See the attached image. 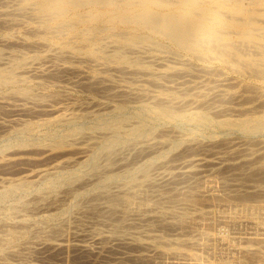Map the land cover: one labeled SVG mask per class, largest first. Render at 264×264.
I'll use <instances>...</instances> for the list:
<instances>
[{"label":"bare ground","instance_id":"1","mask_svg":"<svg viewBox=\"0 0 264 264\" xmlns=\"http://www.w3.org/2000/svg\"><path fill=\"white\" fill-rule=\"evenodd\" d=\"M17 2H18L17 5H18L19 10L22 13L26 12V15L29 12L28 14H29L30 18L35 21V22H33L36 25V28L34 29L35 32L43 35L46 39H50V42H51V38H52L53 40H55V42L60 47H62V49L64 51H66L67 53H69L71 55H79V54L86 55L87 57H91V58L96 59L97 61H99L101 63V65L102 64L107 65L108 67L113 68L116 71H127L128 73L130 72L132 74L133 73L135 74L138 72L139 75H140V72L141 73L143 72V73L149 74V76H150L151 72H154V71H151L150 65L148 63H145L144 61H142V59H140L143 57H140V56H139L140 58L138 56L133 57L132 54H128L127 51L128 50L131 51V50L136 49V48L139 49L143 45L145 46V44L148 43V41L151 37V34H155V35L161 36L162 38H165V39L171 41L176 46L182 47V48L189 50V51H194V53H197V55H199L198 57H200V56L206 57L205 55H211V56L214 55L213 57L219 59V61H223V62L225 61L226 63H228L231 66V69H233L234 71H237V72L238 71L239 72L244 71V72L248 73L249 75L253 74V75H256L257 77L262 76V78H264V0H17ZM4 5H6V4H4ZM7 5H8V3H7ZM3 11H5V10H3ZM9 11H11V9ZM13 13H15V12H13ZM8 14H10V13H8ZM22 16H23V14H22ZM15 17H16V15H15ZM27 21H28V19H27ZM2 24H4V23L2 21H0V25H2ZM5 25H7V24H5ZM103 25H105V27H103ZM29 26H31V25H29ZM119 26H121L122 29L115 31L116 29L114 30V28H117ZM4 30L5 29H3V31ZM26 31H27V28H26ZM108 31H110V32L107 33ZM27 32L29 33V31H27ZM33 33H34V31H33ZM102 33H104L103 36H105L106 34L110 36V39H111L110 43H112V46L114 47L112 50L107 49V47H109V46H107L108 43L106 42V40L103 39L104 37L101 36ZM98 34H100V36H98ZM1 35L2 34H0V36ZM9 36H11V35L9 34ZM3 37H5V36H3ZM0 38H2V37H0ZM11 39H12V37H11ZM4 42L7 45L8 44L9 45L14 44L12 41H10L8 39L4 40ZM44 42H45V40H44ZM19 43H21V42H19ZM42 43H43V41H42ZM2 44H0V45H2ZM14 45H16V43ZM40 45H42V44L40 43ZM56 48H57V45H56ZM51 49L52 48H50V53H52ZM45 52H48V51H45ZM61 52H63V51H61ZM61 52L60 53H57V52L54 53V51H53L54 54H52V57L60 58V60H62L61 58H64V60H66L67 54L64 55V52L63 53H61ZM2 53H3V50H2V48H0V55ZM22 53H23V51H22ZM130 53H132V52H130ZM172 53H174V52H172ZM47 54H46V56H47ZM22 55L19 57H14L15 56V54H14V56L13 55H12V57L10 56L11 58H9L8 61H6V62L5 61L1 62L2 57L0 56V89H7L8 91L10 90L9 91L10 94H7V96H9V95L12 97L17 96V97H19L18 98L19 100L21 98L22 100H26L27 102L29 101V99H32V101H29L30 103L32 102L37 106L38 105L43 106L45 104L44 103L45 100L48 97L46 98L45 96L40 95L41 93L39 95L33 96L32 94H34V93L31 92L33 90L29 91L28 89L21 87V83L27 82L30 78V77L28 78V76H27L28 75L27 71L33 70V68H34V66H33V68L30 67L29 63L31 61L30 62L28 61V59L32 55L29 58L27 56H22ZM46 56L44 55V58H46ZM41 57L43 58V56L36 53L31 58L33 60V59H37V58L40 59ZM168 57L170 58V56H168ZM39 59H37V60L39 61ZM201 59H202V57H201ZM52 60H55V59H52ZM55 61H57V60H55ZM52 62L53 61H51V63ZM70 62H71V59H70ZM185 63H187V62H185ZM165 65H166V63H165ZM59 66H58V69H55L53 71H51V69H50V70H48V72L47 71L46 72L49 73V71H51L50 73L54 75V74H57L60 71V69L64 70V71L71 70V72H72V70L75 71L77 69L72 65H66L65 64L60 68H59ZM169 66L171 67V65H169ZM108 67H106V68H108ZM35 68H37V67H35ZM172 68H173V66H172ZM44 69H48V68H44ZM79 69H78V71H80ZM153 70H155V69H153ZM39 72H41V71H39ZM39 72H38V74H39ZM25 73H27V75ZM60 73H61V71H60ZM110 73H112V72H110ZM124 73L126 74V72H124ZM178 73H180V72H178ZM152 75H153V73H152ZM155 75H157V74H154V77H155ZM39 76L40 75H38V77ZM60 76H62V75H60ZM157 76H159V75H157ZM250 76H252V75H250ZM136 77H138V76H136ZM128 78H129V76H128ZM132 78H133V76H132ZM146 78H145V80H147ZM103 79H104L103 77H100V76L96 77L95 76V78L92 79V81L94 84L95 83L102 84V81H104ZM108 79L112 80L110 77ZM153 79H150V80L152 81ZM106 80H107V78H106ZM141 81H143V80H141ZM155 81L158 83V80H155ZM93 83H90V84H93ZM140 84H142V83H140ZM87 86H89V85H87ZM104 86H106V85H104ZM91 87H93V86H91ZM141 87H142V85H141ZM108 88H110V87H108ZM136 88H139V87H136ZM172 89H174V88H172ZM119 90H121V89H119ZM104 91H106V90H104ZM3 92H2L3 95H0V111L5 109V105H6L5 104L6 103L5 98L7 96L4 95ZM125 92L126 91H124V94H125ZM136 92H138V91H136ZM136 92H135V94H136ZM184 92H186V91H184ZM111 93H112V91H111ZM44 94H45V92H44ZM119 94H120V92H119ZM138 94L141 97L143 96L140 93H137V96H138ZM130 95L131 94H129V96ZM116 96H118V95H116ZM133 96H132V98H133ZM146 96H147V94H146ZM109 97H111V96H109ZM125 97L127 98L126 94H125ZM150 97L152 98V96H150ZM169 97H167V98H169ZM14 98H16V97H14ZM137 98H139V97H137ZM153 101H155L156 104L154 103L155 105H152V106H157V107H155L154 110L158 111L159 113L161 112L163 115L168 116L170 118L171 117H177V116L181 115V112H182L181 109L177 108L176 105L171 103V101L168 100L169 103L168 102L166 103V100H162V98L159 96H155ZM175 101L176 100H173V102H175ZM194 101H195V99H194ZM185 103H186V101H185ZM7 104H8V102H7ZM75 104H74V106H76ZM9 105H11V104H9ZM20 105H21L20 107L12 108V110H14V112L17 111V112H25V113L26 112L29 113L33 110L31 108V106L26 105V103H21ZM178 105H180V104H178ZM106 107H109V106H106ZM100 108H102V107H100ZM115 108H116V105H115ZM42 109L44 112L45 111L49 112V110H51L50 113L52 112L51 114H54L53 116H51L50 118L45 120V122L47 124L48 123L49 124H56V123L60 124V123H68V122L75 124V122L78 120V118L82 117V115L80 114L81 112L80 113L74 112L73 109H72L73 112L72 111H70V112H59L60 109H44V108H42ZM151 109H153V108H151ZM94 110L96 111V109H94ZM37 111H35V112H37ZM196 112H198V111H196ZM50 113H48V114H50ZM93 113H94V111H93ZM190 117L198 120L199 122H202V124L203 123L205 124L206 121L208 122V119H209L208 116H206L204 112L202 113V111H200L199 113H196V114H191ZM20 120H22V119H20ZM24 121H26V119ZM16 122H17V124L21 123L17 120H16ZM23 123H25V122H23ZM128 123L129 122H126V120H124V119H118L117 118V119L112 120V121H103L102 120L101 123L96 122V123L85 124V125L76 124L75 128L73 127V129L70 130V132L68 131L67 134L58 136L57 139L52 138V142L49 145V147H46L47 146L46 144H45L46 146H44V144H42L44 142H41L42 140L41 141H38L37 139L34 140V138L32 136V141L28 140V138H26V139L20 138L21 140H19V141L17 140L14 142L10 141L7 144L3 145V147L0 148V151H1V155H0L1 172H2V169H5V170L9 169L12 171V169H14V167H16L19 164L24 163V162L29 163L31 161L34 162V161H38V160H40V161L41 160H50L52 158L54 159L55 157L60 156V157H58L60 159H58L57 161H54L53 163L51 162V160L47 161L48 163L50 162L51 165L44 164L45 166L39 167L37 169H33L30 171H26V172L23 171V172H21L22 174L20 176L18 175L17 177H3V176L0 177V196H1V198L5 197V196L8 197L9 194L19 192V191L26 192V194H27V192L30 193L32 191V192H35L34 194H37L36 198L38 201L40 200L39 197L43 196V199L52 202V203H50V205L54 204V206H56L55 210H53V209H52L53 211L48 210L49 212H47V210H45L46 212L42 211L43 213H41L39 216H31V215H29V213H23V215L22 214H21V216L18 215V217H14L13 214H14L15 210H13V209H11V207H9L10 209L7 210V213L4 216L0 217V228L1 227L5 228V229H2V233L0 234V254H6V253L7 254H11V253L21 254L22 249H26V250L27 249H29V250L35 249L36 250L37 248H39L40 250L42 249L44 251H48L52 254H62V253L64 254V253H69V252H73V251L77 252L78 255L79 254L84 255L87 253H92L94 251V249L90 245H88L87 243H82L84 241L74 242V240L76 238H79L80 236H81L80 239H83L82 238V231H80L81 229H83V230H85V233H83L84 236L87 235V236H90L91 238L96 239L97 243H99L101 245V247H99V248L102 250L109 249L111 246V245H109V242H111L112 240L116 241L117 244H123L125 247L127 246V248L132 247L131 250H133V247H137L136 249L138 251L135 253H132V257L134 259H136L137 261H141L142 263H145V264L146 263L151 264L152 262L156 263V262L161 261V259H162V261L163 260L164 261L182 260L183 262L184 261L185 262H194V263L200 264L198 262V260H196V258H193V256H191L188 252L186 253L184 251L180 252V251H176V250L175 251H172V250L169 251V250H166V249L159 247V245L163 246V245H172V244L174 245V244H176V246H177V245H181V244H186V246H189L188 244H190V245L198 246L197 248L200 247L203 250L205 249L206 250L205 252H207V253H209V251H207V249H210V250L214 249V252H215V246L217 244V243H215L217 241L215 237H217V236H215V237L212 235L210 236L208 234L209 231L207 233L204 231L198 232V234L195 233L197 235V237L195 236V238L192 236L191 237H188V236L185 237V235L182 234V232H183L182 230L186 226L187 223H190V224L192 223L193 225H194V223L196 224L199 222H206V223L209 222L210 223V221H212V218H213L210 215V210L207 209L208 211H201V210H203L201 208L200 211L196 210V209H194V211H191L193 209L188 210V209L184 208L186 206L185 204H187L188 206L190 205V206L197 207L198 205H201L204 203H208L209 206L210 205L211 206L216 205L217 203L218 204L221 203L223 206L228 207V206H232L233 204H236V203H240V204H244V205L247 203H254L255 205H253V206H247V205L242 206L243 208H241V210H242V212L244 211L245 213H248L250 215L251 219L248 220V223L250 222L255 227L258 226L259 228H262L259 225H260V223H262L261 219L262 218L264 219V200L262 199L263 201H261V200L257 201V199H254L255 197H259V196L264 197V190H262L261 188H258L257 186H259V185L256 186L257 188H254V186L253 187L250 186V189H248V190H244V189H243L244 191H238L237 190L236 192H232V193H228V194L227 193H224V194L220 193L221 191L219 192V190L217 192L216 177L212 173L218 172L222 168H225L227 171H228V169L231 170V173L234 172V168H235L234 167V165H235L234 159H235V156L237 155L236 153H238V152H236L233 149H232L233 151H229L228 154L227 153L224 154V157L219 156V155H215L214 157H206L208 153L206 154V156L198 155V154L188 155V154H186L187 152H189L193 149L198 150V151L202 150V149H206L207 145L201 144L202 141L200 143H199V141L195 142V143H185V144L181 143V144H183L182 148L180 146V148H177L175 150H171L169 148H170V145L172 147V144L169 141V139H167V137H164V138L162 137L159 139H148L150 137H148L149 135L147 134V136H146L147 139H145V142L143 141L142 144L137 145V146H133V148H132L133 154L136 155L137 157H144V158L146 156H149V155L152 156V154H155L158 156L160 155V157L165 159L164 163L167 164L166 167H168V168L165 169L166 167L164 166V169H163L164 171H161L160 173L158 171L157 173H159V174L156 173L157 175H155V176L151 175L149 173L150 171L148 172L147 170H145V171L143 170L144 172H142V174L140 176H138V177H140L139 179H136V177H135L136 180H133V182H132V180L130 182H126V181H120L122 174H120L118 171H117L118 173L114 172L116 167L114 166V164L112 162L113 161L112 158L109 157L112 161H110L109 158H107L108 161L106 160V162H104L103 165H100L101 163L99 162V161L102 162V160H100L99 156L101 154L103 155V153L108 154L109 152H111L110 150H112V148H114L116 146L117 139H113V138L110 139L109 138L108 140H106L105 143L103 144V146L101 147V149L99 148L98 151L92 153L89 160H87L88 159L87 156H88V153L90 151V146H91L90 144L81 145V143H80L79 146H74V143H71L68 141L70 139V136L71 137L77 136V139L82 140V138H80V137H82L83 133L86 134L88 138H91L93 133L97 130L103 132L101 134H104L107 132L109 133L110 130H113V131L124 130L128 134L140 132L139 131L140 128L138 127V125H129ZM217 123H218V121H217ZM36 124H38V122ZM220 124H222L224 126H229V127L236 125V126L241 127L243 130H245V132H246V130L251 131V132L252 131L258 132L259 130L264 129V117L263 118H261V116H260V118L259 117H250V115H249L246 118H240V119L224 118V119L219 120V125ZM2 125L5 126V124H2ZM25 125H26V128H28V126L30 124L26 123ZM1 126H0V128H1ZM39 127H40V124H39ZM20 128H22V127H20ZM20 128H19V130H21ZM0 130H2V129H0ZM12 130H14V129H12ZM17 130H18V128H17ZM19 130H18V132H19ZM25 130H27V129H25ZM142 130H141V135H142ZM10 132H11V129H10ZM176 132H178V131H176ZM5 133H7V132H5ZM95 134H96V132H95ZM128 134H126V136ZM37 136L40 137L39 135H37ZM131 136H133V135H131ZM54 137H55V135H54ZM96 137L94 138L95 140H96ZM8 138H10V137H8ZM46 138H48V137H46ZM156 138H157V136H156ZM44 139H45V137H44ZM48 139H50V138H48ZM4 141L6 142V140H4ZM89 141H92V139H89ZM118 143H119V141H118ZM0 145H2V144L0 143ZM129 146H130V144H129ZM29 147H36V149L38 148L39 151L41 149L40 153H42V156L39 158H36V157L28 156L27 154H24L26 152H29V151H27V148H29ZM167 147H169V148H167ZM230 147H232V146H230ZM121 148H123V146L120 147V149ZM126 148H125V151H123V153H125L127 151ZM130 149H131V147H130ZM31 150H33V149H31ZM131 150H129L130 153H131ZM117 151H119V150H117ZM36 152H38V150H36ZM35 154H37V153H35ZM84 157H86V158L84 159ZM36 159H38V160H36ZM53 159H52V161H53ZM134 159H135V157H134ZM114 160L117 161V159H114ZM120 161H121L120 162L121 167L122 166L127 167L128 165H130L129 163L132 160L129 156L125 155L124 157L121 158ZM174 161L177 162L176 165H174V163H175ZM42 162H44V161H42ZM148 162H149V164H147V165H150V163H152L151 159ZM74 163L78 164V168L73 169V168L69 167V166H72ZM118 163H119V161H118ZM172 163H173V165H172ZM243 164L249 165V170H248L249 177H251L253 179H258V178L264 179V163H263V165L261 164L262 166L259 165L258 167H250V163L248 162L247 159H245V162ZM116 165H118V164H116ZM79 166L81 168H79ZM113 166H114V171H112ZM67 167H69L70 169H67ZM236 167H238V166H236ZM118 168L119 167H117V169ZM146 169H148V168H146ZM237 170H238V168H237ZM237 170L235 168V172H237V174H238L239 172ZM121 173H124V172H121ZM11 174H13V173H11ZM227 174H230L229 171ZM232 174H234V173H232ZM191 177L196 179L195 182L186 183V181ZM112 179L116 180L115 186L112 184V187L114 186L115 188H111L110 187L111 185L107 186V185H109L107 183L110 182V180H112ZM235 181L237 182V178ZM183 182H185V184L179 185L180 183H183ZM232 182H234V181H232ZM236 182H234V183H236ZM248 182H250V180ZM237 183H239V182H237ZM242 183H243V181H242ZM82 184H84V185L86 184L87 186L89 184H92L90 188L85 189L84 191H81V192L78 191L79 192L78 195H82V196L89 195L90 198L87 196V198H89L88 199L89 202H86V204L84 203L83 206L78 208L76 211L77 214L75 213V211H74V213L72 212V209L75 206H77L74 203H72L71 206H69L71 212L69 211L68 213H66L67 212L66 207L59 208L58 207V205H59L58 201H60L62 199V198H60V196H62V194L59 195L60 189L62 187H64L67 190L68 189L71 190V188L73 189L74 186H76V187L80 186L81 187ZM160 185H163L165 187L164 189L167 190L166 192H169V193L168 194H165L166 192L163 194L159 193L158 190H159ZM222 185H221V187H222ZM157 186H158V189H157ZM33 187H35V190ZM147 187L152 188L151 192L147 191ZM80 190H82V189H80ZM76 194H75V196H76ZM20 198H22V197L20 196ZM42 200H40V202ZM32 201H34V200H32ZM175 201L178 204H180V203L184 204L185 206H182L184 209L183 210L180 209L181 211H179V210H177L179 208H176V206L178 207V204H176V203L170 204L169 203V202H175ZM236 201H238V202H236ZM30 202L29 201L28 202L22 201L19 205H15L13 207H15L14 209L18 208L21 210L26 209L29 211L30 210L35 211L34 209L39 210V208L44 204V203L42 204V202H45V201L43 200L41 203H37L35 201L32 204ZM62 202H64V201H62ZM48 204H49V202H48ZM46 205H47V203H46ZM20 206L23 209L19 208ZM76 208H75V210H76ZM48 209H50V208H48ZM224 212H226V211H224ZM235 213L236 212H233V214H235ZM236 216H238V215H236ZM223 219L225 220V222L226 221L228 222V223L227 222L225 223V224H228V226H229V224L234 225V224L240 223V222H238V220H236L234 218L232 213H224ZM96 222H98V223L100 222V224L102 223V225H105V224L109 225L110 226V235L109 234H107V235L103 234L102 235V233H100L99 228H97L95 226ZM223 222L224 221H222V223ZM209 223H208V226H209ZM31 224L36 225V228H37L36 231L34 228H32V229H34V243H36L37 246L28 244V246H23L24 248H22L20 246V242H22V241L24 242V240H26L28 243H30L29 237H30V234L33 232V230L31 229V231H30L28 228H30ZM7 226H9V227H7ZM109 226H108V229H109ZM234 226L237 227L236 225H234ZM206 227H207V225L205 226V228ZM100 228L102 230V227H100ZM129 228H134V230H133V233L131 232L133 235L130 234V236H132V237L128 240V239H125L126 238L125 234H128L125 232ZM194 228H197V227L195 226ZM200 228H202V227H200ZM166 229L177 231L176 235H178V236H176L175 238H172V239L170 238V240H163V234L162 233ZM104 231H106V230H104ZM128 231H130V230H128ZM143 232L145 234V235H143V237H145V238H142ZM210 233H211V231H210ZM226 234H229V233L226 232ZM84 238H86V237H84ZM231 238L235 239L236 241L238 240L239 242H241L243 244L241 247H239L237 249V251L240 254L242 253L246 256L252 255L253 257L257 256L258 257L257 259H260L259 263L264 264V249H263L264 248V237H262V236L260 237V236L255 235V234H253V235L247 234V231H246V233L241 232L238 235H233V236H231ZM32 239L33 238L31 237V240ZM227 239H229V238H227ZM77 240H79V239H77ZM22 245H23V243H22ZM112 246H113V244H112ZM120 247L124 248L123 246H120ZM189 247H191V246H189ZM97 248H98V246H97ZM127 248H125V249H127ZM192 248H193V246H192ZM136 249H134L133 251H135ZM193 249H195V248H193ZM122 250H120V251H122ZM124 251L122 253H124ZM100 253H102V252H100ZM199 254L200 253H198L197 255H199ZM209 254H211V253H209ZM88 256H89V254H88ZM4 257H6V256H4ZM201 258H199V259H201ZM129 259H130V257H129ZM204 259L207 260L208 257L207 258L205 257ZM250 260L252 261V259H250ZM107 261L108 260H106V264H107ZM108 262H109L108 264H112V263H110V261H108ZM253 262H256V261L253 260ZM120 263H123V262H120ZM165 263H167V262H165ZM244 263L245 262L243 261V263H241V264H244ZM100 264H102V263H100ZM188 264H191V263H188Z\"/></svg>","mask_w":264,"mask_h":264},{"label":"rangeland","instance_id":"2","mask_svg":"<svg viewBox=\"0 0 264 264\" xmlns=\"http://www.w3.org/2000/svg\"><path fill=\"white\" fill-rule=\"evenodd\" d=\"M3 3L6 5H4ZM7 3H8V5H7ZM17 4H18L17 0H0V18L2 17L1 18L2 20L0 19V21H2L4 23V24L0 25V34H2L0 36V37H2V38H0L1 39L0 44L3 43L2 45H0V48H2V50H3V53L0 55L2 57L1 62L8 61V59L11 58L12 55L14 56V54H15L14 57H19L24 53L22 56H27L29 58L31 55L34 56L37 53V54H40L41 56H43V58H44V55L46 56V54L48 53L46 58H44V59L42 57L40 59L37 58V59H39V61L37 59L32 60V58H31L32 56L28 59L29 62L31 61L29 63L30 67L33 68V66H34V68H33V70L27 71L28 75H27V73H25L28 76V78L30 77L29 78L30 81L28 80L27 82L21 83V87L26 88L29 91L33 90V91H31L32 93H34V94L31 93L33 96L39 95L41 93L40 95H43L46 98L47 97L48 98L45 100V102H44L45 104L43 106L41 105L42 106L41 107L39 105L38 106L35 105L32 102L30 103L29 101H32V99H29V101L27 102L26 100H22L21 98L19 100L18 99L19 97H17V96H14L17 99L10 96V95H9L10 96L9 97V96H7V94H10L9 93L10 90L8 91L7 89H0V95H3L2 92L4 91L3 92L4 95L7 96L5 98V100H6L5 109H3L4 111L3 110L0 111V126L2 124H5V126L2 125L3 127L1 126V128H0V129H2V130H0L1 131L0 132V143L2 144V145H0V148L3 147V145L7 144L10 141L11 142H14L17 140L19 141V140H21L20 138H22V139L28 138V140L32 141V136H33L34 140H36V139L38 141L42 140L41 142H44L42 144H44V146L47 145L46 147H49V145L52 142V138L57 139L58 136L67 134L68 131L70 132V130L73 129V127L75 128L76 124L85 125V124H92V123H96V122L101 123L102 120L103 121H112V120H115L118 118V119L126 120V122H129L128 123L129 125H138V127L140 128V130H139L140 132L128 134L124 130H122L123 132L110 130L109 133L108 132L104 133L105 134L104 135V134H101L103 132L97 130V131H95L96 134L94 132L93 135L91 136V138H88L87 135L83 133L84 136L82 135V137H80V138H82V140L77 139V136L76 137L70 136V139L68 141L71 143H74V146H79L80 143H81V145L90 144L92 147L90 146V151H89L88 156H87L88 157L87 160H89L92 153L98 151L99 148L101 149V147L103 146V144L105 143L106 140H108L109 138L110 139H112V138L117 139L116 146L114 148H112V150H110L111 152H109L108 154L103 153V155L101 154L99 156L100 160H102V162L101 161H99V162L101 163L100 165H103V163L106 162L107 158H109V157L112 158L113 161L110 158H109V160L112 161L114 166L116 167L115 171H114V166H113L112 171H114V172L118 171L120 174H122L120 181L130 182L132 180V182H133V180L139 179L140 177H138V176H140L142 174V172H144L145 170H147L148 172L150 171L149 173L151 175L155 176V175L159 174L161 171H164L163 170L164 166L165 167L167 166V164L164 163L165 159L160 157V155L158 156V155L152 154V156L149 155V156H146L144 158V157H137L136 155L133 154V149H132L133 146L140 145L143 143V141L145 142V139H147L146 136L148 134L149 135L148 137H150L148 139H159L162 137L163 138L167 137V139H169V141L172 144V147L170 145V148L169 147H167V148H169L171 150H175L177 148H180V146L182 148L183 144H185V143H195L198 141H199V143L202 141L201 144L207 145L206 149H202L199 151L193 149V150L187 152L186 154H188V155L198 154V155L206 156V154L208 153L206 157H214L215 155H219V156L224 157V154H226V153L228 154L229 151L235 150L238 153H236L237 155L235 156L234 160H235V165L238 167H236L235 165H234V167L236 168V170L238 168L237 171L240 174L239 173L237 174V172H235V168H234V172H232L234 174H232L231 170L228 169V171L231 175L227 174L228 171L225 168H222L218 172L212 173L216 177L217 192L219 190V192L221 191L220 193H223V194L227 193L228 194V193L236 192L237 190L238 191L248 190V189H250V186H252V187L254 186V188L258 187V188H261L262 190H264V188H263L264 187V179H262V178L261 179H259V178L253 179V178L249 177V173H248L249 165L243 164L245 162V159H247L248 162L250 163V167H258L259 165L260 166L263 165V163H264V154H263L264 153V129L259 130L258 132H254V131L251 132V131H247V130L245 132V130H243L241 127L236 126V125L231 126V127L224 126L222 124L219 125V120L224 119V118L240 119V118H246L249 115H250V117H259V118H260V116H261V118L264 117V104H263L264 103V78H262V76L257 77L256 75H253V74H250V75H252V76H250L248 73H246L244 71H240V72L234 71L233 69H231V66L228 63H226L225 61L224 62L219 61V59L213 57L214 55L213 56L205 55L206 57H204V56L198 57L199 55H197V53H194V51H189V50H186L182 47L176 46L171 41H169L165 38H162L161 36L155 35V34H151V37H150L151 40L149 39L148 43L145 44V46L143 45L142 47H140L139 48L140 50L138 48H136V49H133L131 51L130 50L127 51V53L132 54L133 57H137V56L143 57V58H140V57L139 58L142 59V61H144L145 63H148L150 65L151 71H154V72H151L150 76H149V74L143 73V72L142 73L140 72V75H139L138 72L135 74L134 73L132 74L130 72L128 73L127 71H116L113 68L108 67L107 65H104V64L101 65V63L99 61H97L94 58L87 57L86 55H82V54L71 55V54L67 53L66 51H64L62 49V47H60L55 42V40H53L52 38H51V42H50V39H46L43 35L35 32L34 29L36 28V25H35V23H33L35 21L30 18L29 14H28L29 12L27 13V15H26V12L22 13L19 10ZM10 9H11V11H9ZM3 10H5V11H3ZM12 11L15 13H13ZM8 13H10V14H8ZM22 14H23V16H22ZM15 15H16V17H15ZM27 19L30 23L27 21ZM5 24H7V25H5ZM29 25H31V26H29ZM103 27H105V25H103ZM119 27L114 28V30L115 29H116L115 31L121 30L122 27L121 26H119ZM26 28L30 34L26 31ZM3 29H5V30L3 31ZM33 31H34V33H33ZM109 32L110 31H108L107 33H109ZM9 34L11 36H9ZM103 35H104V33L101 34V36H103ZM3 36H5V37H3ZM98 36H100V34H98ZM11 37H12V39H11ZM103 37H104L103 39H105L106 42L108 43L107 46H109V47H107V49L112 50L114 47L112 46V43H110L111 42L110 36L106 34ZM5 38L12 41L14 44L16 43V45H14V44H11V45L8 44L7 45L4 42V40H6ZM44 40H45V42H44ZM42 41H43V43H42ZM19 42H21V43H19ZM40 43L42 45H40ZM55 44L57 45V48H56ZM50 48H52L51 49L52 53H50ZM21 50L23 51V53ZM45 51H48V52H45ZM53 51H54V53H56V52L60 53L61 51H63L64 55L67 54L66 55L67 59L65 58L66 60H64V58H61L62 60H60V58L52 57V54H54ZM171 51L174 53H172ZM63 52H61V53H63ZM130 52H132V53H130ZM168 56H170V58ZM201 57H202V59H201ZM52 59H55L57 61L52 60ZM70 59H71V62H70ZM51 61H53V62L51 63ZM184 61L187 63H185ZM165 63H166V65H165ZM65 64L66 65H72L77 69L75 71L72 70V72H71V70L64 71V70L60 69L61 73L59 71L57 74H54V75L50 73L51 71L58 69L59 65H60L59 66V68H60ZM169 65H171V67ZM105 66L108 67L109 69L106 68ZM172 66H173V68H172ZM35 67H37V68H35ZM44 68H48V69H44ZM50 69H51V71H49V73H50L49 74L47 72ZM78 69L80 71H78ZM153 69H155V70H153ZM39 71H41V72H39ZM38 72H39V74H38ZM110 72H112V73H110ZM124 72H126V74ZM178 72H180V73H178ZM152 73H153V75H152ZM37 74L40 76L38 77ZM154 74H157L159 76L155 75V77H154ZM60 75H62V76H60ZM127 75L129 76V78ZM95 76L96 77L100 76V77L104 78L103 79L104 81H102V84H98V83L94 84L93 83L92 79H94ZM132 76H133V78H132ZM136 76H138V77H136ZM105 77L107 78V80ZM109 77L112 80L108 79ZM152 77L155 80H158V83ZM145 78L147 80H145ZM140 79L143 81H141ZM150 79H153L152 80L153 82ZM90 83H93V84H90ZM140 83H142V84H140ZM87 85H89V86H87ZM104 85H106V86H104ZM141 85H142V87H141ZM91 86H93V87H91ZM108 87H110L111 89ZM136 87H139V88H136ZM172 88H174V89H172ZM119 89H121V90H119ZM104 90H106V91H104ZM183 90L186 92H184ZM111 91H112V93H111ZM124 91H126L125 94L127 95V98L125 97ZM136 91H138V92H136ZM44 92H45V94H44ZM119 92H120V94H119ZM135 92H136V94H135ZM137 93H140L143 96L141 97V96H139V94L137 96ZM129 94H131V95L129 96ZM146 94H147V96H146ZM116 95H118V96H116ZM109 96H111V97H109ZM132 96H133V98H132ZM150 96H152V98ZM153 96L154 97L155 96L161 97L162 100H166V103L168 102V100L171 101V103L176 105L177 108L181 109V111H182L181 115L182 116L180 115L177 117H171L170 118L168 116L163 115L161 112L159 113L158 111L154 110L155 107H157V106H152V105L156 104V102L153 101L154 100ZM169 96L171 98L174 96L175 98L173 97L171 99ZM137 97H139V98H137ZM167 97H169V98H167ZM194 99H195V101H194ZM173 100H176V101L173 102ZM185 101H186V103H185ZM7 102H8V104H7ZM21 103H26V105L31 106V108L33 110L29 113L28 112H26V113L25 112H17V111L14 112V110H12V108L20 107ZM73 103L74 104L76 103L75 104L76 106H74ZM9 104H11L12 106ZM178 104H180V105H178ZM115 105H116L117 109L115 108ZM106 106H109L110 108L106 107ZM100 107H102V108H100ZM42 108H44V109H60L59 112H70L73 109L74 112H77V113L81 112L80 114L82 115V117H80L81 119L78 118V120L75 122V124L69 123V122L68 123H60V124L59 123H56V124H49L48 123L47 124L45 122V120L50 118L54 114H51L52 112L50 113L51 110H49V112L48 111L44 112ZM151 108H153V109H151ZM94 109H96V111ZM35 111H37V112H35ZM93 111H94V113H93ZM196 111H198V112H196ZM200 111H202V113L204 112L205 115L208 116V118H209L208 122L206 121L205 124L204 123L202 124V122H199L198 120L190 117L191 114H196V113H199ZM48 113H50V114H48ZM20 119H22V120H20ZM25 119H26V121H24ZM16 120L21 122V123L18 122L19 124H17ZM217 121H218V123H217ZM23 122H25V123H23ZM37 122H38V124H36ZM26 123L30 124L29 126L27 125L28 128H26V125H25ZM39 124H40V127H39ZM20 127H22L23 129ZM17 128H18V130H19V128L21 130H19V132H18ZM10 129H11V132H10ZM12 129H14V130H12ZM25 129H27V130H25ZM141 130H142V135H141ZM176 131H178V132H176ZM5 132H7V133H5ZM126 134H128L129 136L128 135L126 136ZM37 135H39L40 137H38ZM54 135H55V137H54ZM131 135H133V136H131ZM156 136H157V138H156ZM8 137H10V138H8ZM44 137H45V139H44ZM46 137H48L50 139H48ZM95 137H96L97 141L94 139ZM89 139H92V141H89ZM4 140H6V142ZM118 141H119V143H118ZM181 143H183V144H181ZM129 144H130V146H129ZM122 146H123V148L120 149V147H122ZM230 146H232V147H230ZM130 147L132 150L130 149ZM125 148L127 151L125 153H123V151H125ZM31 149H33V150H31ZM36 150H38V152H36ZM117 150H119V151H117ZM129 150H131V153ZM27 151H29V152H26L24 154H27L28 156H32V157H36V158H39L42 156V153H40L41 149L39 151V149L38 148L36 149V147H29V148H27ZM34 152L37 153L38 155L35 154ZM124 154L126 156H129L132 160L129 163L130 165H128L127 167H125V166L121 167V165H120V162H121L120 160L122 157L125 156ZM0 155H1V151H0ZM58 157H60V156H57L54 159L52 158L53 161H52V159H50L51 162L53 163L54 161H57L58 159H60ZM134 157H135V159H134ZM85 158L86 157H84V159ZM114 159H117V161ZM150 159H151L152 163H150V165H147V164H149L148 161H150ZM36 160H38V159H36ZM50 160H41V161L38 160V161H34V162L31 161L29 163L24 162V163L19 164L16 167H14V169H12V171L9 169L8 170L2 169V172H1V169H0V177H2V176L3 177H17L18 175L20 176L22 174L21 172H23V171L26 172V171H30L33 169H37L39 167L45 166L44 164L51 165L50 162L49 163L47 162ZM42 161H44V162H42ZM118 161H119V163H118ZM176 161H174L175 162L174 165L177 164ZM74 164L72 166H69V167L73 168V169L78 168V164L77 163L75 165ZM116 164H118V165H116ZM172 165H173V163H172ZM69 167H67V169H70ZM117 167H119V168L117 169ZM79 168H81V167L79 166ZM146 168H148V169H146ZM167 168L168 167H166L165 169H167ZM158 171H159V173H157ZM121 172H124V173H121ZM11 173H13V174H11ZM135 177H136V179H135ZM236 178H237V182H239V183H237L235 181ZM195 180H196L195 178L191 177L186 181V183H191V182L193 183V182H195ZM249 180L251 183L248 182ZM232 181H234L236 183H234ZM242 181H243V183H242ZM107 184H109V185H107ZM107 184H106L107 186L111 185L110 186L111 188H115L114 186L116 184V180L112 179ZM112 184L114 185L113 187H112ZM183 184H185V182L180 183L179 185H183ZM89 185L87 186L86 184L85 185L82 184L81 187L80 186H77V187L74 186L73 189L71 188V190H69V189L67 190L64 187H62L61 189L59 188L60 189L59 195L62 194V196H60V198H62V199L60 201H58L59 202L58 207L59 208L66 207V209H67L66 213H68L70 211L69 206H71V204L74 203L77 206H75L72 209V212L74 213V211H75V213H76L78 208L83 206L84 203L86 204V202H89V200H88L90 198L89 195H86V196L78 195L79 192L90 188L92 184H89ZM221 185H222V187H221ZM257 185H259V186H257ZM33 188L35 190V187H33ZM164 188L165 187L163 185H160L159 190H158L159 193H162V194L165 193L167 190ZM80 189H82V190H80ZM157 189H158V186H157ZM151 190H152L151 187H147V191L151 192ZM34 193L35 192H32V191L30 193L27 192V194H28L27 195L26 192L19 191V192L9 194L8 197L7 196L2 197L3 199L0 196V217L4 216L7 213V210L10 209L9 207H11V209L15 210L16 213L14 212V214H13L14 217H18V215L21 216V214L23 215V213H29V215H31V216H39L45 210H47V212H49L48 210H50V211L55 210L56 206H54V204L50 205V203H52V202L43 199V196L39 197L40 200L43 199L45 201V202H42L43 200L41 201L42 204L43 203L44 204L39 208L40 211L38 209H34L35 211H33V210L29 211L26 209L24 210L21 206L19 208H22L23 210L18 209V208L14 209L15 207H13V206L19 205L22 201L23 202L24 201L25 202L31 201L30 202L31 204L34 203L35 201L37 203H41L40 200L38 201L36 198L37 194H34ZM168 193L169 192H166L165 194H168ZM75 194H76V196H75ZM20 196L22 198H20ZM87 196L89 198H87ZM254 199H257V201L258 200L263 201L264 197L259 196V197H255ZM32 200H34V201H32ZM62 201H64V202H62ZM48 202H49V204H48ZM236 202H238V201H236ZM46 203H47V205H46ZM169 203L175 204L176 201L175 202H169ZM176 204H178V203H176ZM185 205L180 203V204H178V207L176 206V208H179V209H177L179 211L183 210L184 208L188 209V210L193 209L191 211H194V209L200 211L201 208L203 209L201 211L210 210V215L213 217L212 221H210V223L209 222H207V223L206 222H199L196 224L194 223V225L192 223L191 224L187 223L186 226L182 230L183 231L182 234L185 235V237H187V236L191 237L192 236L195 238V236L197 237L196 234H198V232L204 231L207 233L209 231L208 234L210 236L211 235L214 237L217 236V237H215L217 240L215 242V243H217L215 246V252H214V249H212L213 251L210 249H207V251H209V253H211V254H209V253L205 252L206 251L205 249L203 250L200 247L197 248L198 246L190 245V244H188V245L191 247L186 246V244H181V245H177V246H176V244H174V245L172 244V245H163V246L159 245L160 248H163V249H166L169 251H171V250L175 251L176 250V251H180V252L181 251L182 252L184 251L186 253L188 252L191 256H193V258H196V260H198V262L200 264H203V263L204 264H241V263H243V261L245 262L244 264H261V263H259L260 259H257L258 258L257 256L253 257L252 255L246 256L242 253L240 254L237 251V249L239 247H241L243 244L241 242H239L238 240L236 241L235 239L231 238V236H233V235H238L241 232L246 233V231H247V234H252V235L255 234V235H258L260 237L261 236L264 237V228H263L264 227V219L263 218L261 219L262 223H260V225H259L262 228H259L258 226L255 227L252 223H250V222L248 223V220L251 219L250 215L248 213H245L244 211L242 212V210H241V208H243L242 206H246V205L247 206H253V205H255L254 203H247L245 205L240 204V203H236V204L232 205L233 207L232 206H228V207L223 206L221 203H219V204L217 203L216 205H212V206L211 205L209 206L208 203H204V204L198 205L199 207L198 206L194 207V206H190V205H189L190 206L189 207L187 204H185ZM46 206L47 207L49 206L48 208H50V209H48ZM182 206H185V207L183 208ZM75 208H76V210H75ZM224 211H226V212H224ZM232 211L236 212V213L233 214ZM224 213H232L234 218L236 220H238V222H240L238 224H234L237 227H235L234 225L229 224V226H228V224H225L227 221L225 222V220L223 219ZM236 215H238V216H236ZM222 221H224V222L222 223ZM97 223L98 222H96V224ZM208 223H209V226H208ZM96 224H95V226L97 228H99L100 233H102V235L103 234H105V235L109 234L110 235V226L109 225H106V224L102 225V223L100 224V222L97 225ZM206 225H207V227H206L207 229L205 228ZM108 226H109V229H108ZM195 226L198 229L194 228ZM7 227H9V226H7ZM100 227H102V230ZM200 227H202V228H200ZM32 228H34L35 231L37 229L36 225L31 224L30 228H28V229L31 231ZM0 229H1L0 230V234H1L2 229H5V228L1 227ZM34 229H32L33 230L32 233L30 232L31 233L30 237H29L30 243H28L26 240H24V242L26 241L25 243L23 241L20 242V246L22 248H24L23 246H28V244L37 246L36 243H34ZM104 230H106V231H104ZM128 230H130V231H128ZM133 230H134V228H129L126 230L125 233H128V234H125V237H126L125 239L129 240L132 237V236H130V234L133 235L132 234ZM80 231H82V238L84 240L80 239L81 238V236H80L79 238H76L75 240L73 239L74 242L84 241L82 243H87L88 245H90L94 249V251L92 253H87L84 255L83 254L78 255L77 252L73 251V252L64 253V254L63 253L62 254H52L48 251H44L42 249L40 250L39 248H37L36 250L35 249L34 250L22 249L21 254H15V253L0 254V264H100V263L106 264V260L110 261V263H112V264H114V263L115 264H145V263H142L141 261H137L136 259H134L132 257V253H135L138 251L136 249L137 247H133V250L136 249L135 251H133V250H131L132 247L127 248V246L125 247L123 244H117L116 241L112 240L111 242H109V245H111L110 248L106 249V250H102L99 248V247H101V245L99 243H97L96 239L91 238L90 236H87V235L84 236L83 233H85V230L81 229ZM210 231H211V233H210ZM226 232L229 233L230 235L226 234ZM162 234H163V240H170V238L172 239V238H175L176 236H178V235H176L177 231H173V230H169V229L164 230ZM143 235H145L144 232L142 234V238H145V237H143ZM31 237L33 238L32 240H31ZM84 237H86L87 239ZM227 238H229V239H227ZM77 239H79L80 241ZM22 243H23V245H22ZM112 244H113V246H112ZM97 246H98V248H97ZM120 246H123L124 248H121ZM192 246L195 249H193ZM125 248H127V249H125ZM119 249L120 250L123 249V250L120 251ZM123 251H124V253H122ZM100 252H102V253H100ZM198 253H200V254L197 255ZM88 254H89V256H88ZM4 256H6V257H4ZM128 256L130 257V259ZM202 256L204 258L208 257V259L205 260ZM199 258H201V259H199ZM250 259H252V261ZM253 260H255L256 262H253ZM108 261H107V264L109 263ZM161 261H162V259H161ZM161 261L156 262V263L152 262L151 264H162V263L164 264L165 262H167L165 264H188V263L197 264L194 262H185V261L183 262L182 260H178V261L177 260H175V261H173V260L164 261L163 260L164 262L163 261L161 262ZM120 262H123V263H120ZM146 264H150V263H146Z\"/></svg>","mask_w":264,"mask_h":264}]
</instances>
